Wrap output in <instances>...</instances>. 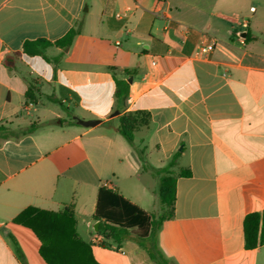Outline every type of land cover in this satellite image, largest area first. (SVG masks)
<instances>
[{"label": "crops", "instance_id": "1", "mask_svg": "<svg viewBox=\"0 0 264 264\" xmlns=\"http://www.w3.org/2000/svg\"><path fill=\"white\" fill-rule=\"evenodd\" d=\"M80 20L71 46L24 54V42H56ZM211 40L214 50L195 57ZM116 79L130 83L123 111ZM134 111L150 115L136 131L158 161L150 168L180 154L174 217L156 238L164 257L264 264V245L246 249L243 226L264 210L263 0H0V264H47L33 231L12 221L28 207L69 205L98 264H157L149 240L131 232L117 245L94 230L101 187L150 213L152 170L119 133V116Z\"/></svg>", "mask_w": 264, "mask_h": 264}, {"label": "trees", "instance_id": "2", "mask_svg": "<svg viewBox=\"0 0 264 264\" xmlns=\"http://www.w3.org/2000/svg\"><path fill=\"white\" fill-rule=\"evenodd\" d=\"M84 22L80 20L62 39L56 42L46 40L26 41L23 52L28 56H42L46 58L45 51L49 47L67 48L82 32ZM10 57L5 58L9 63ZM116 102L120 111L126 110L130 92V83L126 80L116 79ZM33 90L30 86L26 96L33 100ZM60 105V101H56ZM150 115L144 111L125 112L119 116V133L132 145L144 159L143 151L134 144V133L141 127L148 126ZM75 124L76 121H72ZM0 127V131H4ZM180 154L175 153L164 168L152 170L160 178L159 202L160 214L147 213L140 207L133 205L116 190L101 187L98 192V202L94 219L100 221L99 233L106 240H112L121 245L126 237L134 232L141 240H149L147 251L157 264H172L157 248L156 238L163 223L174 217L176 201V176L174 169H178ZM181 177H189L191 173L180 170ZM29 228L41 242L40 255L47 264H98L93 256L92 244L83 241L77 230L74 218L73 205H69L61 212H50L34 207L23 210L12 221ZM245 248L252 250L264 245V210L248 213L244 219ZM59 255H67L72 260L62 259Z\"/></svg>", "mask_w": 264, "mask_h": 264}, {"label": "rangeland", "instance_id": "3", "mask_svg": "<svg viewBox=\"0 0 264 264\" xmlns=\"http://www.w3.org/2000/svg\"><path fill=\"white\" fill-rule=\"evenodd\" d=\"M261 1V0H258ZM264 1V0H263ZM255 6H257L258 8H260V4L258 2L254 3ZM53 106L60 108L59 104L57 103H53ZM65 115V114H64ZM145 130H142L141 132H136L134 135V138L136 140V144L135 146L137 147V149L143 151L144 153V159L142 160L140 158V154L139 151L137 152L134 148V151L136 152L138 158L140 159V163L143 165V169L144 167H151L152 166H157L158 161H147L146 158V147L145 145H142L140 138L144 135ZM124 143L127 145V147H130L129 143L123 138ZM145 171V170H144ZM144 177L148 180V184L151 188L152 194L149 196V198H147L148 204L147 202L145 204H147V209L150 213L152 214H160V202H159V186H160V178L157 176L155 177V175L153 173L150 172H146L144 173ZM81 228L84 229V225L81 224Z\"/></svg>", "mask_w": 264, "mask_h": 264}, {"label": "built area", "instance_id": "4", "mask_svg": "<svg viewBox=\"0 0 264 264\" xmlns=\"http://www.w3.org/2000/svg\"><path fill=\"white\" fill-rule=\"evenodd\" d=\"M251 11L254 12L255 9L251 8ZM116 18L118 19H123V15L118 13L116 14ZM236 22L243 28H248L249 23L246 20H240V19H235ZM215 48V40H211L208 42H203L199 45L198 49L196 50L194 56L195 57H206L208 56ZM155 64V63H154Z\"/></svg>", "mask_w": 264, "mask_h": 264}, {"label": "water", "instance_id": "5", "mask_svg": "<svg viewBox=\"0 0 264 264\" xmlns=\"http://www.w3.org/2000/svg\"><path fill=\"white\" fill-rule=\"evenodd\" d=\"M118 114V112L116 113ZM78 123H80L81 125H84V126H87V127H93V126H96L98 125L99 123H101L100 120H87V121H84V120H80V119H77ZM94 230L96 232L99 231V222H96V224L94 225Z\"/></svg>", "mask_w": 264, "mask_h": 264}]
</instances>
